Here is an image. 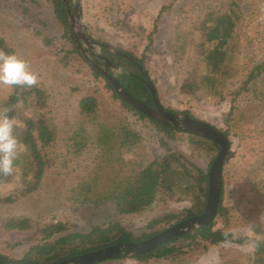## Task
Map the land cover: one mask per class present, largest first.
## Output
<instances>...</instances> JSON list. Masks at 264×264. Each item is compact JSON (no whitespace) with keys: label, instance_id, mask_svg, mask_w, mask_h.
Wrapping results in <instances>:
<instances>
[{"label":"rangeland","instance_id":"rangeland-1","mask_svg":"<svg viewBox=\"0 0 264 264\" xmlns=\"http://www.w3.org/2000/svg\"><path fill=\"white\" fill-rule=\"evenodd\" d=\"M80 4V24L92 38L138 57L144 54V69L165 108L188 111L227 131L230 148L222 168V203L228 213L215 216L213 229L230 231L234 239H264V66H259L264 63V0H80ZM225 12L234 14V26L221 71L214 74L202 54L213 42L204 40L199 24L207 14L213 18ZM0 37L29 61L37 85L47 93L44 108L20 107V114L42 110L56 130L53 143L43 149L47 165L36 188L26 190L18 169L0 184V194L13 198L0 202L1 254L20 258L39 240L38 228L46 222H66L73 230L85 231L94 223L117 221L139 235L153 217L182 216L185 209L194 208L182 195H161L136 214H117L110 201L84 200V194L92 196L103 188L107 169L96 170L93 122L78 112L83 95L97 97L99 121L122 120L138 132L139 143L120 149L118 157L144 163L168 150L177 151L208 170L213 154L195 149L187 133L166 135L121 106L83 55L71 50V38L63 35L48 0H0ZM93 51L101 53L99 46ZM111 71L116 75L120 68ZM203 74L214 76L213 83L201 82ZM187 78L195 86L188 94L180 88ZM11 90L0 85V113ZM93 181L92 190L84 192ZM14 217L28 218L30 228H5L4 222ZM168 246L174 247L171 254L145 262L121 256L95 264H253L249 240L189 243L180 237Z\"/></svg>","mask_w":264,"mask_h":264},{"label":"trees","instance_id":"trees-1","mask_svg":"<svg viewBox=\"0 0 264 264\" xmlns=\"http://www.w3.org/2000/svg\"><path fill=\"white\" fill-rule=\"evenodd\" d=\"M48 1L52 5L54 18L61 26L63 35L70 39L67 10L62 0ZM230 13L225 12L213 18H211V14H207L199 24L204 40L209 44L213 42L211 47L209 46L202 52L204 63L210 73L216 74L221 71V64L226 56V43L234 26V14ZM148 39V44H150V36ZM71 44V50L80 54L81 52L77 50L72 41ZM148 44L145 49L148 48ZM114 49L116 52L104 46L100 47L101 54L120 68V71L115 75L118 81L131 95L148 105H153L150 91L143 81L144 75L139 68L140 66L144 68V54L142 53L138 57L122 47L116 46ZM0 51L14 52V49L0 37ZM82 59L90 66L94 76L103 78L105 86L112 91L115 98L119 99L121 106L140 118H146L157 130L166 135L171 136L174 132L179 131L174 127L156 122L132 107L114 91L110 82L95 66L83 56ZM101 63L103 64V61ZM259 66H264V63ZM108 70L113 74L110 68ZM199 79L201 82L206 81V83L212 84L215 77L211 74H203ZM194 87L187 78L182 82L180 88L183 93L188 94L193 91ZM11 88V92L4 101L5 110L3 113L12 117L16 122L14 133L22 145L13 173L18 169V174L26 190L31 191L38 185L47 165L43 149L53 143L56 130L42 110H38L32 115L20 114V107L32 108L37 106L39 109L45 107L47 93L42 87L36 84L31 88ZM237 92L235 91V93ZM77 106L79 114L93 122V144L97 150L96 170L107 169L103 188L93 192L92 196L84 194V200L92 201L94 204L110 201L117 214H136L149 207L161 195L168 197L182 195L191 200L194 208L185 209V214L182 216L179 213H167L153 217L145 224V230L139 235H134L117 221H110L105 224L94 223L85 231L73 230L71 225L66 222H46L38 228L39 240L30 244L20 258H10L0 253V264H53L63 258L111 245L115 242L143 240L159 232L163 228V224L170 225L184 217L196 215L201 212L204 206L207 194V170L195 166L177 151L168 150L165 154L144 163L136 162L131 158L118 157L117 152L120 149L130 148L139 143L138 132L122 120H117L112 124L99 121L97 119V97L93 94L81 96ZM167 109L176 112L174 109ZM183 113L190 114L188 111ZM221 131L227 136L226 130ZM187 135L195 149L211 152L213 154L211 160L213 159L219 150L215 142L193 134L187 133ZM11 175H0V184L8 181ZM95 184L93 181V184L87 185L84 192L91 191ZM222 194L223 179L216 215L225 217L228 208L222 203ZM12 201L11 196L0 194V202ZM214 223L215 220L213 219L206 226L190 229L145 253L130 257L140 262L165 257L174 250V247L168 246V244L180 237L189 243H195L198 239L211 243L234 241L242 243L249 240L254 249L253 264H264V239H247L244 237L234 239L230 231H224L221 228L213 229ZM4 227L27 230L30 228V222L26 217H14L7 219L4 222Z\"/></svg>","mask_w":264,"mask_h":264},{"label":"water","instance_id":"water-1","mask_svg":"<svg viewBox=\"0 0 264 264\" xmlns=\"http://www.w3.org/2000/svg\"><path fill=\"white\" fill-rule=\"evenodd\" d=\"M62 2L67 10L71 41L85 58H87V48H89L91 50V55L103 60V64H100L97 69L110 82L114 91L119 96H121L132 107L156 122L174 127L185 133L211 140L218 145L219 150L212 159L207 170V194L204 206L200 213L184 217L146 239L132 242H115L111 245L63 258L53 264H95L106 260L116 259L121 256L142 254L155 248L157 245L168 241L174 236H179L190 229L208 225L215 218L220 200L222 168L230 148L228 137L216 126L203 119L191 116L187 113L174 112L165 108L159 101L153 82L149 79L145 69L141 66L139 68L144 75L143 81L150 91L153 105H148L131 95L118 81L116 76L111 74L108 70V68L115 69L118 67L112 64L100 52L93 51L94 46H104L111 51L116 52V50L108 44L92 38L83 29L80 24V0H75L73 4L71 3V0H62ZM132 61L134 62V60Z\"/></svg>","mask_w":264,"mask_h":264},{"label":"clouds","instance_id":"clouds-1","mask_svg":"<svg viewBox=\"0 0 264 264\" xmlns=\"http://www.w3.org/2000/svg\"><path fill=\"white\" fill-rule=\"evenodd\" d=\"M37 74L29 61L15 52L0 51V85L13 88H31L37 84ZM16 122L6 113H0V175L14 171L21 143L14 133Z\"/></svg>","mask_w":264,"mask_h":264},{"label":"flooded vegetation","instance_id":"flooded-vegetation-1","mask_svg":"<svg viewBox=\"0 0 264 264\" xmlns=\"http://www.w3.org/2000/svg\"><path fill=\"white\" fill-rule=\"evenodd\" d=\"M85 59L89 63H91L93 66H95L96 68H98V66H100V64H102L101 62L103 61L102 59H99V58L91 55V50L89 48H87V58H85Z\"/></svg>","mask_w":264,"mask_h":264}]
</instances>
